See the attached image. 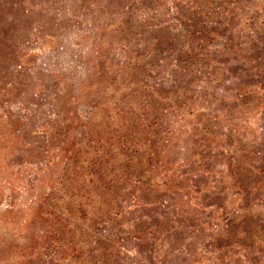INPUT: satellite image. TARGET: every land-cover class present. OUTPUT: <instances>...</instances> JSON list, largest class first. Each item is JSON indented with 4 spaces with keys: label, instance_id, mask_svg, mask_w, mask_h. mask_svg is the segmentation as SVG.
Masks as SVG:
<instances>
[{
    "label": "rangeland",
    "instance_id": "374dc122",
    "mask_svg": "<svg viewBox=\"0 0 264 264\" xmlns=\"http://www.w3.org/2000/svg\"><path fill=\"white\" fill-rule=\"evenodd\" d=\"M106 220L264 264V0H0V264Z\"/></svg>",
    "mask_w": 264,
    "mask_h": 264
},
{
    "label": "trees",
    "instance_id": "16d2710c",
    "mask_svg": "<svg viewBox=\"0 0 264 264\" xmlns=\"http://www.w3.org/2000/svg\"><path fill=\"white\" fill-rule=\"evenodd\" d=\"M160 216V220L165 217L163 214ZM119 226V223L109 220L98 221V227L92 231L88 240H74V232H66V237L73 244L65 247L67 258L70 260L68 264H139L127 262L129 256L123 249L130 241L134 242L133 250L137 257L142 258L145 255L147 264H168L169 258L174 264H179L176 259L179 255L190 256L188 246L172 243L177 241L173 239L175 230H159L158 226H153L144 233L133 230V225H127V230ZM160 235L165 243H151V240H157ZM168 239H172L171 242L167 241Z\"/></svg>",
    "mask_w": 264,
    "mask_h": 264
}]
</instances>
